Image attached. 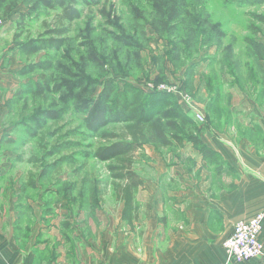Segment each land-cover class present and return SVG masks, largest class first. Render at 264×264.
<instances>
[{"label":"rangeland","instance_id":"374dc122","mask_svg":"<svg viewBox=\"0 0 264 264\" xmlns=\"http://www.w3.org/2000/svg\"><path fill=\"white\" fill-rule=\"evenodd\" d=\"M70 5L80 17L62 22L61 8L40 0H6L0 8V87L5 88L0 102L6 111L0 155L10 158L0 166L11 189L28 185L26 177L57 172L61 179L39 177L40 186L61 182L65 204L87 206L89 181L83 178L94 181L106 172L103 162L83 163L79 155L82 144L94 141L86 123L107 109L111 93L125 83L150 95L157 124L174 121L180 131L200 137L207 129L215 133L234 106L264 107V26L254 17L264 14V0H74ZM62 26L67 33H48ZM57 38L64 43L54 45ZM39 88L41 93L35 92ZM177 110L187 116L186 125ZM247 123L258 131L251 119ZM184 138L182 145L149 144L167 168L159 178L145 152L136 171L165 191L177 187L166 172L182 167L190 143ZM30 157L37 161L32 164ZM111 194L102 203L116 206ZM142 220L130 228L141 233Z\"/></svg>","mask_w":264,"mask_h":264},{"label":"crops","instance_id":"0c3cea01","mask_svg":"<svg viewBox=\"0 0 264 264\" xmlns=\"http://www.w3.org/2000/svg\"><path fill=\"white\" fill-rule=\"evenodd\" d=\"M231 111L215 133H201L210 156L185 144L180 170L166 172L177 187L165 191L137 171L144 186L135 195L138 220L132 223L121 218L122 203L111 205L114 211L102 200L69 205L61 182L40 186L39 177L57 181L60 173L40 172L25 178L29 186L12 190L0 166V264H264V255L236 260L222 245L236 221L264 213V107L234 106ZM5 113L0 102V136ZM242 125L245 130H239ZM142 152L159 178L167 169L163 159L149 144ZM8 161L0 155V163ZM142 217L141 233H136L130 226ZM259 238L264 244V219Z\"/></svg>","mask_w":264,"mask_h":264},{"label":"trees","instance_id":"16d2710c","mask_svg":"<svg viewBox=\"0 0 264 264\" xmlns=\"http://www.w3.org/2000/svg\"><path fill=\"white\" fill-rule=\"evenodd\" d=\"M6 0H0V8ZM50 8H61L57 15L58 21L64 19L73 21L80 17L81 11L70 4L74 0H40ZM86 3H95L96 0H84ZM255 20L264 26V14L255 15ZM68 32L67 26L52 28L48 33L63 35ZM64 43L63 38H57L54 45ZM41 89L35 92L41 93ZM150 95L143 90L125 83L124 89L111 93L110 105L103 112L96 111L92 119L86 123V128L94 141L82 144L79 155L86 163L91 158L104 163L106 176H98L89 180L87 197L91 203L101 201L109 192L112 193L115 205L122 203L123 220L130 223L138 220L139 203L135 199L137 191L144 186L142 177L137 173L134 165L139 161L145 144H152L156 149L172 142L182 145L186 140L198 147L205 155L208 147L202 144L201 137L193 131L187 134L180 131L177 122L166 120L164 125L157 124L152 119L154 107L150 104ZM152 107V108H151ZM156 114L162 117V110ZM54 118L55 116H50ZM177 118L186 125L187 116L177 110ZM35 135V131L32 132ZM41 138L43 136L41 135ZM85 137L84 139H86ZM37 158L30 157L32 164Z\"/></svg>","mask_w":264,"mask_h":264},{"label":"built area","instance_id":"2783aa9c","mask_svg":"<svg viewBox=\"0 0 264 264\" xmlns=\"http://www.w3.org/2000/svg\"><path fill=\"white\" fill-rule=\"evenodd\" d=\"M199 121H204L202 113L197 112ZM264 213L259 212L249 219L238 220L222 245L229 256L236 260H250L264 255V244L259 238Z\"/></svg>","mask_w":264,"mask_h":264}]
</instances>
